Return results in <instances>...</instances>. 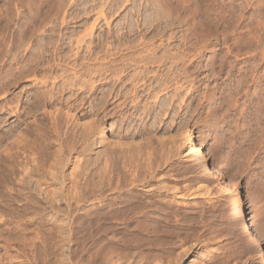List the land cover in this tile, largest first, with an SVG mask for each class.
<instances>
[{"label": "rangeland", "instance_id": "1", "mask_svg": "<svg viewBox=\"0 0 264 264\" xmlns=\"http://www.w3.org/2000/svg\"><path fill=\"white\" fill-rule=\"evenodd\" d=\"M37 15L35 19H39L33 22V16ZM0 16V57H30L37 39L51 32L53 28L61 29L60 34L65 33L64 40L69 41L68 37L72 36V47L65 44L66 47L61 53H54L55 49L51 46L52 51L38 54L37 57L163 56L166 60L165 66L150 69L161 74L166 82L162 85L163 91L162 87L161 90L156 89L157 87L154 89L155 92L161 91L158 100L165 99L168 102L167 107H171L164 115L162 125L155 128L153 134L151 129V133H148L150 138L154 136L153 140L150 139L154 144L151 146L153 151H149L157 155L154 158L151 154V158L158 161L154 163V170L157 177L159 176L150 183L151 187L166 185V189L163 186L165 190L163 193L160 191L158 196L159 199L161 197L158 200L161 202L158 207L162 210L160 218L164 221L163 224H168L167 228L170 226L169 230L176 225L178 233L172 240L167 237V243L159 240L163 246L151 247L152 252L146 248L139 255L151 257L148 258L149 262L153 260L150 264H160V258L162 261L165 256L162 263L170 261L171 264L178 256L181 258V251L186 254L188 250V254H183L184 258L181 260L178 257L176 262L256 264L255 246L251 243V237L258 234L264 246V0H0ZM64 19L65 23H62ZM93 25L95 27L92 30ZM34 27L37 31L33 34ZM28 29L32 30L29 32ZM83 34L87 36L82 44L84 48L81 47L85 51L81 48L78 50L75 42ZM24 36L25 39H22ZM88 45H93L91 54L87 51ZM76 51L81 53L75 55ZM2 69L4 68L0 67V72ZM152 91L153 89L149 91L152 94L148 98L150 101H153L155 93ZM57 106L65 118L66 112L69 115L75 113L76 119L82 117V112ZM46 107L45 114L41 112L43 115L39 114V118L46 122V126L48 124L47 127H52L50 114H55L56 107ZM175 112L176 118L173 122L172 116ZM112 119L108 118L104 124L108 130L110 123L114 122ZM68 121V127L72 126V118H68ZM186 127L196 136L208 163L220 170L218 180H213L193 161L181 157L180 137L177 138L180 144L177 142L175 146L172 143L176 134H180ZM145 137L146 135L142 139L145 140ZM114 138L116 137L108 131L106 139ZM171 144L180 149L177 154L176 148H173L176 157L175 152H171ZM147 152L148 150L145 154ZM167 152L174 157L167 156ZM145 154L143 158L146 157ZM71 164L69 162L65 167L68 174L73 169ZM229 177L237 181L241 189L246 206V221L253 231L250 235L244 234L242 224L231 214L225 193L220 192V187L228 186ZM171 187L175 188L174 193L171 192ZM20 204L0 202V222H3L0 223V264L61 263L62 248L53 246L49 250L50 258L43 246L40 245L41 249L39 246L38 249L29 246L32 230L26 231L27 235L24 232L25 236L22 238L19 218H16L19 216L18 211L22 209ZM29 221L30 219L23 221L29 228L38 225V220L33 224ZM45 226L40 229L41 233L38 230L45 238L38 233L37 241H41L42 237L49 243L48 247H51L59 238L53 239L50 234L48 236L49 225ZM23 241H27L29 245ZM41 251L46 252L48 257L44 253L42 256ZM52 253H55L54 256ZM154 253L160 255L156 256L157 260L154 259ZM79 254L82 255L80 252ZM172 257L175 259L172 260Z\"/></svg>", "mask_w": 264, "mask_h": 264}, {"label": "bare ground", "instance_id": "2", "mask_svg": "<svg viewBox=\"0 0 264 264\" xmlns=\"http://www.w3.org/2000/svg\"><path fill=\"white\" fill-rule=\"evenodd\" d=\"M38 15L33 16V22L39 19H35ZM64 21L65 19L62 23ZM94 27L95 25L92 30ZM36 31L37 28L34 27L32 33ZM59 31L61 29L53 28L51 32L38 38L30 57H0V67L4 68L0 72V96L2 95L0 97V202L21 203L22 209L18 211L19 216L16 217L19 218L20 228H18L21 230L22 238L25 236L24 232H28L29 229L32 230L30 233L33 235L29 237L30 245L27 241L23 242L32 248L38 249V246H43L50 258L49 250H52L53 246L62 248L60 253L62 258L58 257L62 261L60 260L59 264H150L151 260L149 262L148 258L151 257L145 258L143 254L144 257L139 254L146 248L151 251V247L163 246L159 240L167 243L169 238L172 240L178 233H176L178 231L176 225L169 230L170 226L167 228L168 224H163L164 221L160 218L162 210L158 207L161 203L158 200L161 197L159 199L158 196L160 191L166 189V185L151 187L150 183L157 177L154 167L157 160L151 158V154H154L151 152L153 151L151 146L154 144L150 139L153 140L154 136L150 138L149 134L151 130L153 134L154 130L158 129L164 115L171 107H167L168 102L164 101L165 99L158 100V94L163 91L162 85L166 82L161 74L150 68L165 66L166 60L162 58L163 56L37 57L38 54L52 51V47L55 49L54 53H61L66 47L65 44L72 47V36L68 37L69 41L64 40L65 33L60 34ZM85 34L77 35L78 38L75 40L77 46H75L78 50L83 47ZM25 36L21 38L25 39ZM112 41L114 42L113 39ZM86 47L91 54L93 45ZM79 52L76 51L75 55ZM155 88H159L160 93L155 92ZM150 89L155 92L153 101L148 100L152 95ZM48 105L51 108L57 105L65 106L69 110L82 112V117L76 119L75 113L74 115L70 113V116L69 112H66L65 118L60 113L62 110L59 111L60 107L57 106L55 114L52 112L50 114L52 127H47L48 124L46 126V122L40 120L39 114L44 113ZM175 116L176 112L172 116L173 122ZM68 118H72L70 123L72 126H69L72 127L71 129L68 123L66 124ZM108 118L114 119V122L110 123L109 130L104 126ZM186 128L179 132L180 134H176L175 138L172 137L174 140L172 143L177 146L180 140L182 146L179 145L180 143L178 145L182 147L181 157L193 161L213 180H218L221 175L220 170L208 163L196 136L189 127ZM108 131L116 137L114 140L106 139ZM98 134L100 135L96 137ZM144 135H146L145 140L142 139ZM139 137L142 141L139 139L136 142ZM175 146L171 144V152L180 150ZM144 154L145 158H143ZM167 154L169 156L168 152ZM156 156L153 155L154 158ZM69 162L73 164V169L68 174L65 172V167ZM220 188H222L220 192L223 191L224 196L226 195L233 218L242 224L244 234H252L251 226L246 221V206L237 181L230 178L228 186ZM174 189L172 188L171 192L174 193ZM13 211L15 212V208ZM26 219H30L29 223L32 224L38 220V225L29 228L23 223ZM45 225H49L48 236L50 234L53 239L59 238L55 243L52 240L51 247H48L49 243L44 241L43 234L44 238L41 237L42 240L37 241L39 239L37 234ZM40 233L39 235L42 236ZM251 243L255 246V263L264 264V246L258 234L255 233L251 237ZM181 252L183 256L185 251ZM52 254L54 256L55 253ZM45 256L48 257L47 254ZM156 256L158 253L155 254ZM182 256L181 258L178 256L180 260L184 258ZM155 257L154 259L157 260ZM173 258L175 259L172 257V260ZM164 259L161 261L160 258L159 263L165 264L162 263ZM174 261L171 264H185V261L176 263Z\"/></svg>", "mask_w": 264, "mask_h": 264}]
</instances>
